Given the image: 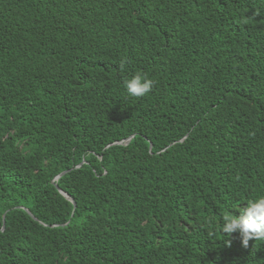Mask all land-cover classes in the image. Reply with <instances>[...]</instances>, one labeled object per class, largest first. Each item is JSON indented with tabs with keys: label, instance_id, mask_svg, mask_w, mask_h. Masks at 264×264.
<instances>
[{
	"label": "trees",
	"instance_id": "obj_1",
	"mask_svg": "<svg viewBox=\"0 0 264 264\" xmlns=\"http://www.w3.org/2000/svg\"><path fill=\"white\" fill-rule=\"evenodd\" d=\"M259 198L264 0H0V264H264Z\"/></svg>",
	"mask_w": 264,
	"mask_h": 264
},
{
	"label": "clouds",
	"instance_id": "obj_2",
	"mask_svg": "<svg viewBox=\"0 0 264 264\" xmlns=\"http://www.w3.org/2000/svg\"><path fill=\"white\" fill-rule=\"evenodd\" d=\"M125 63L126 61L121 62V70ZM153 86L154 82L151 79L139 73L124 81L127 95L137 99L149 94ZM222 221V234L229 238L234 233H239L241 246L245 249L249 247L250 241H264V198L249 201L239 216L225 214ZM225 244L230 247L231 241L227 239Z\"/></svg>",
	"mask_w": 264,
	"mask_h": 264
},
{
	"label": "water",
	"instance_id": "obj_3",
	"mask_svg": "<svg viewBox=\"0 0 264 264\" xmlns=\"http://www.w3.org/2000/svg\"><path fill=\"white\" fill-rule=\"evenodd\" d=\"M129 139H130V137L129 138H127V139H125V140H123V141H118V142H116L115 144H126L128 141H129ZM150 147H151V145H149ZM65 172H61L59 175H57L55 178H54V180H56L59 176H61V175H63ZM58 191L66 198V199H68V200H70L72 203H73V205H75V203H74V201L65 193V192H63L62 190H60V189H58Z\"/></svg>",
	"mask_w": 264,
	"mask_h": 264
}]
</instances>
